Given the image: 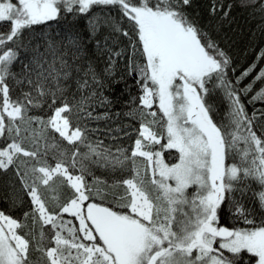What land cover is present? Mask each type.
Here are the masks:
<instances>
[{
  "label": "snow or ice",
  "instance_id": "obj_1",
  "mask_svg": "<svg viewBox=\"0 0 264 264\" xmlns=\"http://www.w3.org/2000/svg\"><path fill=\"white\" fill-rule=\"evenodd\" d=\"M243 2L247 6L254 0ZM97 5L116 10L118 20L110 26L128 39V49L120 51L105 42L106 75L112 76L117 59L127 55L128 73L137 77L141 92L133 145L117 148L115 156L102 151L99 142H89V132L95 130L81 125L85 116L77 115V123H72L74 110L83 109L84 98L75 104L62 99L57 105L56 92L46 87L52 80L62 94L59 80L70 75L63 43L58 46L45 35L34 42L27 36V30L47 25L62 12L87 14ZM191 5L192 0H0V23L8 26L7 32L0 33V137L7 134L11 141L0 147V170L13 168L20 184L19 194H10V203L15 206L28 197L31 211L24 216L41 225L35 250L43 264H264V220L257 225L252 213L232 195L251 191L248 181H255L261 190L253 195L264 210V122L258 135L256 113L249 116L241 100V93L251 92L255 81L264 83V68L247 85L241 86V81L255 70V64L233 80L236 70L231 57L189 15ZM231 7L209 0L208 14L226 20ZM259 8L264 11V0H259ZM24 49L31 53L24 65L26 79L35 83L37 97L25 93L23 101L13 100L7 81ZM89 73L91 84L102 88L103 81L91 68ZM77 83L80 89L89 87L87 79ZM221 94L228 109L217 122L212 101ZM46 95L57 106L45 125L42 118L26 113L28 105L38 106L42 103L38 97ZM251 99L264 100V88ZM105 103L109 102L101 98ZM154 106L158 111L152 110ZM26 120L50 126L72 149L60 152L54 166L49 164L38 151L24 146L21 124ZM79 145L88 151L81 153ZM169 150L177 154L175 162L165 161L164 152ZM230 154L238 156L239 162L229 163ZM85 161L119 168L122 178L111 187L121 191L109 198L95 187V178L90 184L86 177L91 167ZM193 186L195 191L189 194ZM224 207L250 227L221 226ZM23 226L0 210V264H32V242L19 231Z\"/></svg>",
  "mask_w": 264,
  "mask_h": 264
},
{
  "label": "trees",
  "instance_id": "obj_2",
  "mask_svg": "<svg viewBox=\"0 0 264 264\" xmlns=\"http://www.w3.org/2000/svg\"><path fill=\"white\" fill-rule=\"evenodd\" d=\"M227 8L231 4V10L226 20L212 18L208 14L209 0H192V5L187 9L189 15L194 18L202 29L208 32L218 45L228 53L231 57L235 73L231 74V78L235 80L242 71L255 64V70L241 81V86L252 83L254 76L264 68V57L258 59L261 50H264V11L259 8V0H254L253 3L245 5L243 0H218ZM118 20V15L115 9L109 6L97 5L93 6L90 13H67L62 12L54 21H49L47 25L33 26L32 30H27V36L34 38V42L41 35L55 40L59 44L63 43V58L68 62L69 67L66 69L70 72L67 79L61 78L59 86L63 89L62 94L57 91L56 82L49 80L46 87H50L57 94V105L62 99L67 100L70 104L78 103L83 97L85 102L82 111L74 114L72 123H77L76 116H85L84 120L79 121L81 125L87 124L90 130L89 142L96 145L99 142L101 150H109L114 156L118 155L117 148L128 149L133 145L134 128H138L140 119L135 116V110L138 107V97L141 94L140 87L136 83L137 77L130 75L127 68V55L124 58H118L114 74L107 76L105 69L108 67V53L105 48H112L115 51L128 49V39L113 32L110 22ZM93 24L96 26L93 32ZM126 27V26H125ZM8 31L7 22L0 23V33ZM75 40V45L72 44ZM27 42V39H26ZM41 45L44 40H39ZM99 45V46H98ZM44 51L43 46L40 49ZM31 59V53L24 49L21 50L19 59L11 66L10 71L13 76L8 78L10 88V97L13 100H24L25 93H31L33 97H37L35 83L29 84L26 76L27 71L24 65ZM50 59V58H49ZM47 67V65H45ZM56 67L59 69L60 64L57 61ZM89 68L103 81V87L97 89L91 84V73ZM87 73V75H85ZM35 81V75L32 76ZM89 81V87L80 89L77 81ZM264 88V83L255 81L252 85V91L247 95L241 93V100L244 103L245 111L249 116L256 113L257 124L256 131L259 135L261 128L259 124L264 122V116H261V111H264V100H252V96ZM98 91L99 96L92 97V91ZM101 98H106L109 103L101 104ZM42 103L38 106L28 105L27 117H39L47 123L49 116L53 114V108L57 105H52L51 96L38 97ZM216 111L214 118L219 122L225 116L228 106L227 101L223 99L222 94L213 99ZM51 105V107H50ZM152 110H157L154 106ZM158 111V110H157ZM91 112L92 117H86V113ZM158 115H162L158 112ZM95 117H100L96 119ZM19 123V121H17ZM26 130V131H25ZM33 130L37 134L33 136ZM242 133L244 129L240 130ZM125 133H129L126 135ZM21 137H25L24 146L28 150H35L43 156L49 164L53 165L59 157L60 152L71 150L73 145H69L59 133H56L50 126L42 127L40 124L27 120L21 124ZM11 142L5 137H0V147L6 146V143ZM80 152L85 153L88 148L84 145H79ZM239 147L243 148L241 143ZM171 152V155L169 154ZM176 153L174 150L164 152L165 161L168 163L175 162ZM26 159L29 163H33L30 158ZM228 162H239V157L230 154ZM86 165L91 167V175L86 179L89 183H93L95 178V187L101 189L102 192L109 195L119 193L120 188H112L115 181L122 178L121 170L117 168L113 170L111 167H103L97 164H90L85 161ZM142 167V165H141ZM23 168V165H21ZM129 175L127 171L123 172V177ZM249 188L240 191H235L232 195L235 201L242 205L244 209L250 211L255 218L257 225L264 220V210L259 207L258 199L253 193H258L261 189L255 181H248ZM20 184L15 175L13 168H9L7 172L0 170V210H4L6 214L17 219L24 225L19 231L22 234H27L32 242L30 247V260L32 264H43L40 260L41 253L36 251V245L40 241L41 225L39 222L33 223L31 216L25 218L24 213L31 211V206L28 202V197L23 198V202L13 206L10 203L9 196L12 193L19 194ZM192 188L188 189L191 194ZM70 219V217H69ZM221 226L228 228L232 227H250L238 222L227 207L223 208ZM31 229V232L29 231ZM43 231L48 234V227L44 226Z\"/></svg>",
  "mask_w": 264,
  "mask_h": 264
},
{
  "label": "rangeland",
  "instance_id": "obj_3",
  "mask_svg": "<svg viewBox=\"0 0 264 264\" xmlns=\"http://www.w3.org/2000/svg\"><path fill=\"white\" fill-rule=\"evenodd\" d=\"M192 190H195V186L192 187Z\"/></svg>",
  "mask_w": 264,
  "mask_h": 264
}]
</instances>
